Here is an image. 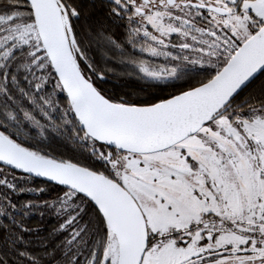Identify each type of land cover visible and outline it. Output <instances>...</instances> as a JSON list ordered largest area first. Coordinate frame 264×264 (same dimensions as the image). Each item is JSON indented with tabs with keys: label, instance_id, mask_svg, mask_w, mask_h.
<instances>
[{
	"label": "snow or ice",
	"instance_id": "snow-or-ice-1",
	"mask_svg": "<svg viewBox=\"0 0 264 264\" xmlns=\"http://www.w3.org/2000/svg\"><path fill=\"white\" fill-rule=\"evenodd\" d=\"M0 264H264V0H0Z\"/></svg>",
	"mask_w": 264,
	"mask_h": 264
}]
</instances>
